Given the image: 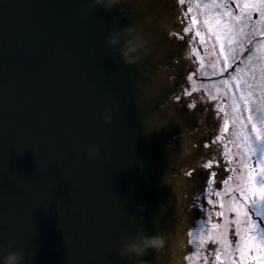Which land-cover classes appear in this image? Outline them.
Returning <instances> with one entry per match:
<instances>
[{"label":"water","instance_id":"95a60500","mask_svg":"<svg viewBox=\"0 0 264 264\" xmlns=\"http://www.w3.org/2000/svg\"><path fill=\"white\" fill-rule=\"evenodd\" d=\"M88 6L0 0V251L28 264H135L117 250L142 226L167 239L147 264H186L208 133L183 99L197 63L181 8ZM127 26L145 42L133 66L105 44Z\"/></svg>","mask_w":264,"mask_h":264},{"label":"flooded vegetation","instance_id":"af4514ba","mask_svg":"<svg viewBox=\"0 0 264 264\" xmlns=\"http://www.w3.org/2000/svg\"><path fill=\"white\" fill-rule=\"evenodd\" d=\"M221 4H226V6L211 7L209 0H204L199 8L203 10V16H205V13L209 16H217L218 18L226 16L231 26L236 27L233 31L234 35L236 33V51H233L234 55L236 53V57H231L234 55L229 56L230 59H233V68L222 73L220 70L222 61L219 60L216 69L212 68L211 73L206 72L207 76L208 73L211 76L203 77L199 75L197 65L195 72L188 79L189 88L183 96L185 107L190 112L199 111L203 116L202 128L208 133V136L204 138L198 147L199 151H202L206 155V158L202 161L197 171L204 178V184L196 197L194 217L188 234H198V230L201 228H212L217 221L221 225L220 231H223V226L226 221L225 218L216 216L217 211H221L222 209L218 206V198L207 186L205 182L206 173L203 171V165L213 157H217L218 153H223L224 150L221 148V143L226 145L227 150L231 153V156L228 158L231 163L225 167L223 161L221 162V166L215 169L219 173L216 179L220 181L229 176L233 177L232 180H229V185H221L220 190L222 195L224 188L236 189L237 185H243L241 177L246 173L244 164H252L257 162L258 159H264V138L258 136L252 137L245 143L243 137L248 136L249 128L242 127V123L248 115V112L244 111L243 115L241 114L240 109L243 107V102L241 101L237 100L235 108L232 106V87L228 86L226 91L225 85L222 83L224 80H229L230 85H234L236 81L233 77H239L241 83L244 85V93L248 94V106L251 108L250 115L261 127H264V22H258L260 16L256 12L252 13L250 19L246 12L241 17V10L232 0H221ZM236 17L241 18L236 19ZM236 68L240 70L236 71ZM206 83L220 85L222 91L220 94H225L227 97L219 96L218 99L211 98L205 87L201 86V84ZM239 95L240 92L238 90L236 97L238 98ZM188 104H193L195 106L194 109H189L187 107ZM218 107L224 111L217 112L216 109ZM225 123L231 130L220 133V127ZM217 133H220L221 141H218L210 149L205 148L204 145L210 143ZM228 168L235 170L229 172L227 170ZM213 187L215 186L213 185ZM233 195L236 196L237 203H240L238 190ZM214 201L217 203L216 207L212 205ZM224 202L225 204L229 203L227 196L224 197ZM223 211L232 220L236 219L227 209H223ZM245 211L247 212V221L256 225V229L250 234L255 237V242L260 248L258 254L256 251H253L252 255L248 256L247 250L245 249V257L241 259L239 249L243 247V241L242 239L240 241L235 235V224L229 223L228 230L232 234L231 238L237 239V244H232L229 247L217 245L219 248V259H216L215 254L208 247L207 243L199 250L196 244H188L191 251L189 250L186 256L190 258L186 259V264H206V258L210 264H264V215H262L264 214V200L256 199L248 203L245 206ZM240 219L242 221L240 231L243 234L244 228L246 227L243 223L245 217L241 215ZM215 231L213 229V232ZM189 239L191 238L188 236ZM197 251H199V254L193 255ZM257 255H259V259H256Z\"/></svg>","mask_w":264,"mask_h":264},{"label":"snow or ice","instance_id":"6c2138e0","mask_svg":"<svg viewBox=\"0 0 264 264\" xmlns=\"http://www.w3.org/2000/svg\"><path fill=\"white\" fill-rule=\"evenodd\" d=\"M177 4L184 9L185 13H194L196 9H194L191 5L193 2L196 3L197 7L203 4L204 0H176ZM233 3L241 10V17L244 13H247L248 18H251L253 12H256L260 16V20L258 22H264V0H232ZM211 7H220L226 6V4H221V0H209ZM241 17H236V19H240ZM190 24H185L184 17H181V22L185 25L182 29L183 31H187L191 34V25L197 24L198 27V16L191 15ZM203 25V34L201 31H197L195 34L197 37H200L201 42L204 44L208 43V39L211 38L213 43L211 45L212 49H218V59L222 58V67L221 72H226L229 69L233 68V59L229 58V55L226 53V43H231V34H232V26L230 23L226 21H222L217 19L215 16H209L205 13L204 19L201 22ZM177 38H179V34H175ZM191 36L189 35V39ZM239 71L240 69H235ZM235 79V84L230 85L229 80H224L222 83L225 85V90L227 91L228 86L232 87V97H233V107L235 108L237 100L243 102V107L240 109L241 114L243 115L244 111L248 112V115L244 118L242 127L249 128L248 136L243 137L245 143L252 137H261L264 138V127H261L253 117L250 115L251 108L249 105L248 94L244 93L243 87L244 85L241 83L239 77H233ZM239 90L240 95L237 98L236 92ZM187 94V93H186ZM177 102H180V98L177 97ZM215 102V101H213ZM187 107L189 109H194L193 104H188ZM217 112H223L222 108H217ZM231 129L227 126V124H223L220 127V133L230 131ZM220 133L215 134V138L211 140L210 143L204 145L205 148H212L213 145L217 144L218 141H221ZM221 148L224 150L223 153H218L217 157H213L209 160L205 165H203V171L206 173L205 182L207 186L212 190V193L219 200V208L221 211H217V217L225 218V224L223 226V231H220L221 225L219 221L212 228H201L198 230V234L189 233L188 236L191 238L187 241L188 244H196L197 249H202L203 246L207 243L208 247L212 249L215 254L216 259H219V248L217 245H222L224 247H229L232 244H237V239L231 238V233L228 230V224H235V235L237 238L242 239L243 247L240 248L241 259L245 257V249L247 250V255L251 256L253 251H256L257 254L260 251V248L257 246L255 242V237L250 234L253 230L256 229V225L247 221V212L245 211V206L256 200L261 199L264 200V159H258L257 162L252 164H244V168H246V173L241 179L243 180V185H237L236 189H223V195L220 190L221 185H229V180H232L233 177L229 176L226 179H222L217 181L218 172L215 171L217 167L221 166V162L225 167L231 163L228 159L231 156V153L227 150L226 145L221 143ZM229 172L234 171L235 169L228 168ZM189 177L196 175V169H193L191 172L186 173ZM213 185L215 187H213ZM238 190V198L240 203H237L236 196L233 193H236ZM227 196L229 198V203L225 204L224 197ZM213 207L217 206L216 201L213 202ZM223 209H227L230 211L232 216H235L236 219L232 220L230 216H226L225 211ZM243 215L245 220L243 223L246 225L244 228V233L242 234L240 231L241 228V219L240 216ZM264 215V214H262ZM213 229L216 231L213 232ZM191 251V249H189ZM199 251L194 252L193 255H198ZM259 255H257L256 259H259ZM185 259H190L189 257H185ZM206 264H210L207 262Z\"/></svg>","mask_w":264,"mask_h":264},{"label":"clouds","instance_id":"9594fccd","mask_svg":"<svg viewBox=\"0 0 264 264\" xmlns=\"http://www.w3.org/2000/svg\"><path fill=\"white\" fill-rule=\"evenodd\" d=\"M123 0H89V6L85 9L86 15L89 11L97 7L105 11H111L113 8L121 5ZM122 36L124 37L122 42ZM107 49L116 53L120 60L126 65L133 66L140 59L139 53L145 47V42L135 34L132 26L124 27L119 31L112 29L105 41ZM95 151H98L96 149ZM95 155V152L93 153ZM167 246V239L162 232L148 234L141 226L135 235L125 236L121 240V245L117 254L121 259L135 264H147L143 259L149 250H154L157 254H162ZM0 264H28L27 257L22 251H0Z\"/></svg>","mask_w":264,"mask_h":264},{"label":"rangeland","instance_id":"374dc122","mask_svg":"<svg viewBox=\"0 0 264 264\" xmlns=\"http://www.w3.org/2000/svg\"><path fill=\"white\" fill-rule=\"evenodd\" d=\"M192 7L196 9V11L194 13L189 12L187 14L185 13L184 9L181 8L182 17H184L185 24H190L189 18L191 17V15H197L198 24L200 25V27H198L197 24H193L191 25V34H189L187 31H184V34L185 36L188 37V39H189V35L191 36V38L189 39L190 46H191L190 59L194 63H197L198 68H199L198 69L199 75L206 77L207 76L206 72L208 71L209 73H211L212 68L216 69L218 67L217 62H219V60L222 61V58L218 59V49L217 50L212 49L211 45L213 41L211 38L208 39L207 44H204L201 42L200 37H197V35L195 34L197 31H201L203 34V25L201 22L203 21L204 16L202 15L203 10L197 7L196 3L193 2ZM215 17L217 19L230 23L226 16H223L221 18H218L217 16ZM234 29H236V27H232L231 43L230 44L226 43V53L229 56L234 55L233 51H236V33L235 35L233 34ZM235 55L231 57H236ZM206 61L208 62V64H206L207 63ZM209 73L207 77L211 76V74ZM201 86L205 87V89L207 90L211 98L218 99L219 96L224 97V98L227 97L225 94H220L222 93V91H221V86L218 84L206 83V84H201Z\"/></svg>","mask_w":264,"mask_h":264}]
</instances>
